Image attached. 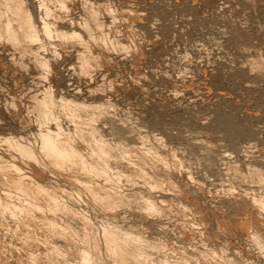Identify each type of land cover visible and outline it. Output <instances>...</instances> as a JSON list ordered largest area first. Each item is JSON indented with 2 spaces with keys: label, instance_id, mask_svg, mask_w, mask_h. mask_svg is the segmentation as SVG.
Wrapping results in <instances>:
<instances>
[{
  "label": "bare ground",
  "instance_id": "obj_1",
  "mask_svg": "<svg viewBox=\"0 0 264 264\" xmlns=\"http://www.w3.org/2000/svg\"><path fill=\"white\" fill-rule=\"evenodd\" d=\"M71 1L49 0V3L53 10L62 12ZM83 2H85V20L61 23L62 25H57L56 28L48 25V22L43 23L37 20L30 0H0V43H3L9 50L27 49L33 43L55 45L54 40L58 41L60 46H78L80 53L75 56V59L80 64V73L91 70L92 64L97 63L99 66L110 62L113 59L112 55L126 56V52H135L141 47L145 38L142 32L133 26V22L137 19L134 12H126L127 14L124 16L116 15L117 17H113L110 21L112 23H107L109 24L108 28L104 30L101 27L102 20L99 22V17L101 14L109 13L108 7L94 4L88 0ZM120 12L122 13V10ZM53 16L47 18L51 19ZM85 52H89V57L82 55V53L86 54ZM45 60L47 59L45 58ZM39 63L42 64L41 68L48 65L40 61ZM37 64L35 67H40ZM68 68L70 67L68 66ZM87 94H82V96L87 98ZM31 98L35 99V96ZM46 99L41 97L34 100V103L29 106L36 109L32 112H36L38 123L43 126L47 123L51 124L50 120L55 118H59L57 121L54 120L59 122L63 117L69 122V124L67 123L68 128L61 126L55 128L57 126L55 125V129L42 127L35 133L20 137L0 136V264H246L244 259L242 262H236L235 258L228 254L226 246L207 250L209 248L203 249L200 246V248H189L187 244V246L185 244L180 246L179 242H176L175 244H178L176 247L172 244L175 241L166 228L158 231L160 235L154 236V239L152 236L147 237V234H142L143 231L141 232L144 219L149 220L153 217L156 219L162 215L165 217V212L171 210H174L183 226L199 224L198 217L189 204V199L181 202L180 209L171 196L156 197L153 194L155 191L166 189L177 192L190 182L194 181L199 184L202 181L205 183L204 181L212 180L215 178L214 176H221L222 181L226 177L225 181L230 185H236V183L243 185L244 182L250 185L252 197L248 200L249 207L245 214L248 215L247 230L245 229V231H248V237L252 244L258 248V252L252 260H249L248 264H258V259L264 258L263 158H250V162L246 160L245 167L234 166V164L232 166L225 163L226 161L230 162L228 161L230 158L227 157L230 151L228 153L221 150V152V148L219 149L217 145L215 146L218 148L212 147V149L208 147L210 145H207L208 150L202 149V145L199 143L194 144L195 141L202 140V136L199 135L201 131L200 133L196 132L200 130L197 128L198 125L189 127L188 130L180 128L181 132L177 125V130L180 132L179 134L176 131L177 136L174 131L176 128L172 129L173 125L171 126V124L161 125L157 129L154 127L155 125L151 126L149 123L147 125L131 115H125L127 112L124 113L125 116L122 115L121 110L108 102L95 103L94 100L80 102L64 99L65 101L61 104H55ZM12 107L13 113L19 115V107L17 105ZM180 113L182 112L180 111ZM186 124H189L188 120ZM185 126L187 127V125ZM203 128L201 127V129ZM206 128L208 129V127ZM214 128L213 130L219 137L220 133L218 132V134ZM214 134L213 136H215ZM210 136L212 137V135ZM196 138H199V141ZM205 141L207 140L205 139ZM220 141L218 140V145L222 143ZM223 141L226 142L224 139ZM221 145L223 146V143ZM195 146L201 148L192 150V147ZM233 147L239 151L236 145ZM187 149L192 150L193 154H188L191 157H187V152L185 153ZM233 153L235 152L230 153V157L234 155ZM244 157L242 156V158ZM234 159L236 157H233V162H236ZM239 159H241L240 156ZM239 159L236 160L241 162ZM240 162L235 164L240 165ZM242 165H244L243 161ZM167 169L178 173L183 172L187 175L186 181L183 183L175 175L165 176L163 171ZM73 171H77V175H71L70 172ZM114 176H119L123 179L122 181H125V184L126 182L130 184H127L126 191H124L125 188L124 192L120 191L125 185L121 186L120 178L117 179ZM60 178H63V181ZM219 182L215 184L219 186ZM138 183L145 185L148 192L134 190L132 186ZM190 186L193 185L190 184ZM225 186L228 189V185ZM210 187L206 185V188ZM185 188L184 190H188ZM227 192L231 195L238 193L232 188ZM183 196L186 197L187 194H182ZM225 203L219 204L217 207L222 210L225 208ZM236 204L238 205L239 202ZM121 210H124L122 212L125 214L128 211H137L138 213L131 214L132 220L127 219L130 222H126V225H123L125 223L116 224L107 218L108 213L117 214ZM232 211L234 212V210ZM157 224L160 226L161 222L159 224L153 220L150 223L151 226H157ZM234 225L240 226V223L237 222ZM171 228L169 227V229ZM190 232L191 230L187 233ZM197 232L196 234H198ZM199 235L200 239L207 237L204 231ZM205 241L200 242L204 243Z\"/></svg>",
  "mask_w": 264,
  "mask_h": 264
},
{
  "label": "rangeland",
  "instance_id": "obj_2",
  "mask_svg": "<svg viewBox=\"0 0 264 264\" xmlns=\"http://www.w3.org/2000/svg\"><path fill=\"white\" fill-rule=\"evenodd\" d=\"M83 1L87 0H72L62 12L53 10L49 0H30V5L38 21L48 22V25L57 28V25L60 26L63 23L81 22L86 19L85 2ZM88 1L108 7L109 13H105L106 15L101 14L99 17V22L102 20L101 27L104 30L108 28L109 24L107 23L113 17L124 16L130 11L134 12L137 19L133 22V26L137 27L145 38L141 43V47L136 50L137 53L136 51H128L126 56L122 54L118 56L112 55L113 62L111 60L99 66L95 63L97 66L92 64L91 70L86 71L87 73H80V64L75 59V56L80 53V47L78 46H60L59 42L54 40L55 45L33 43L27 49L9 50L3 43H0V136L20 137L35 133L42 127L52 129L55 125H57L55 128L60 126L68 128L69 122L63 117L60 118L59 122H56L59 118H55L56 121H54L55 119L50 120L52 121L51 124L47 123V125L43 126L38 123L36 112H32V110L36 109L29 106L34 103V100H38L41 97L46 99V96H49L46 100L55 104H61L65 100H78L80 102H91L94 100L93 102L95 103L108 102L121 110L122 115L127 112L125 115H131L141 123L143 122L147 125L149 123L151 126L155 125L154 127L156 128H160L161 125L171 124V126L173 125L172 129L176 128L174 131L177 136L181 132L180 128L188 130L189 127L198 125L196 127L200 130L196 132L200 133L201 131L199 135L202 136V140L200 139V142L195 141L194 144L199 143L202 145V149H208V147L210 149L212 147L218 148L215 146L217 145L219 149L221 148L220 151H230V153L234 151L236 153L238 149L236 147L234 149L233 145L239 148L238 152L240 154L237 152L236 156L233 153L234 155L230 157L231 154L228 152L229 156L227 155V157L230 158V160L228 159L230 162L226 161L225 163L232 166L234 164V166L245 167L251 159L258 157L264 159V0ZM83 6L84 8H81ZM121 10L122 13L120 12ZM52 16L53 18L48 19ZM68 19H71V21H68ZM85 53H82V55L89 57V52ZM39 61L49 66L45 65L46 67H42V69V64ZM35 62L40 67H35ZM82 94H87V98L83 97ZM30 96H35V99ZM13 105L19 107V115L13 113ZM185 119L188 120L189 124H186L187 120ZM201 127L204 128L201 129ZM213 128L222 136L218 137ZM153 131L155 130L153 129ZM222 132L223 134H221ZM195 136L197 137V135ZM205 136H207L205 139L208 142L205 141ZM199 138H196V140L198 139L199 141ZM218 140L223 143V146L221 145L222 143H219L222 147L217 144ZM210 142L212 144H209ZM243 143H247V146ZM207 145L210 146L207 147ZM198 147H192V150L195 148L199 149ZM244 147L245 149H243ZM192 150L187 149L185 151V153L187 152V157H191L189 155H191ZM248 153L249 155H247ZM242 156L248 158L244 160ZM233 157L241 160L240 162L234 159L237 163L240 162V165L233 162ZM242 161L244 165H242ZM163 173L168 177L178 176L183 183L187 178V175L183 172L178 173L172 169L170 171L168 169L164 170ZM70 174L77 175V171L70 172ZM116 177L117 179L120 178L121 181L123 180L119 176ZM214 177V180L211 178L212 180L204 181L205 183L210 181L211 184H205L202 181L197 184L193 181L192 183L190 182L193 186H190L188 183V185H185L186 188H181L182 190L184 188L188 190H178L181 194L178 191L167 189L155 191V194H153L156 197L171 196L180 209L182 207L181 202L189 199V204H191L193 212L198 217L199 224L183 226L176 217L174 210H171L165 212V217L162 215L156 219L155 217L149 220L144 219L141 232L143 231L142 234H147V237L152 236L154 239V236L158 237L160 235L158 231L166 228L171 238L173 237L175 241L172 244L176 247L178 246V244H175L176 242H179L180 246L187 244L189 246H186L189 248L200 246L203 249L209 248L207 250L226 246L228 254L235 258L236 262L245 260L246 264H248L250 263L249 260H252L258 252V248L252 244L251 239L248 237V231H245L248 224V215L245 214H247L246 211L249 207L248 200L252 197L249 189L250 185L247 182H244L243 185L236 183L237 186L242 185L237 188L235 184H228L225 181L227 179L225 177L223 180L228 185L227 189L224 181L220 179L221 176ZM60 179L63 181V178ZM124 182H121V186H126L120 189L122 192L128 189L127 184L129 183L126 182L125 184ZM218 182L219 186L217 185ZM206 185L211 189L206 188ZM220 186L221 188H219ZM132 187L134 190L148 192L147 187L141 183ZM189 187L191 188L189 189ZM230 188L238 193L235 195L228 194L227 191ZM182 194H187V196L182 197ZM226 194L228 195L226 196ZM232 202H239V204L235 205ZM223 203H225L227 210L218 208L219 204ZM122 211L124 210L119 211L117 214L110 212L107 218H110L116 224L122 225L121 223H125L123 225H126L130 222L128 220H132V215L138 213L137 211H128L126 215ZM105 214L107 215V213ZM153 220L159 222V224L161 222L160 226L158 224L157 226H151L150 223ZM168 222L170 223L169 225ZM237 222L240 223V226L234 225ZM188 226L191 228H187ZM169 227H172V230ZM143 228L147 232H144L146 230ZM189 230L191 232L187 233ZM201 230L207 234L205 239H200ZM194 234L196 235L194 236ZM211 236H213L212 239H210ZM205 240L208 242L211 240V242L208 243ZM198 241L205 242L197 243ZM260 259H258V264H264V258Z\"/></svg>",
  "mask_w": 264,
  "mask_h": 264
}]
</instances>
